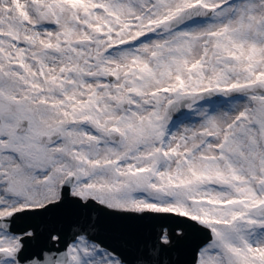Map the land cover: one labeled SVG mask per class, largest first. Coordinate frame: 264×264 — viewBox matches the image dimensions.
<instances>
[{"label":"snow or ice","instance_id":"1","mask_svg":"<svg viewBox=\"0 0 264 264\" xmlns=\"http://www.w3.org/2000/svg\"><path fill=\"white\" fill-rule=\"evenodd\" d=\"M0 264H264V0H0Z\"/></svg>","mask_w":264,"mask_h":264}]
</instances>
